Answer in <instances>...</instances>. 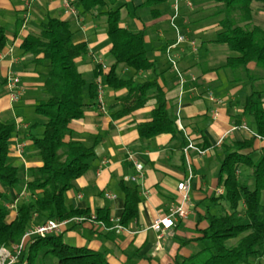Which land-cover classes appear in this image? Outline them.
I'll return each mask as SVG.
<instances>
[{"label": "crops", "instance_id": "obj_1", "mask_svg": "<svg viewBox=\"0 0 264 264\" xmlns=\"http://www.w3.org/2000/svg\"><path fill=\"white\" fill-rule=\"evenodd\" d=\"M125 2L120 8V26L144 31L147 56L155 64L158 82L166 92L167 108L175 118L174 137L170 133L139 137L137 125L152 119L154 99L126 115L114 114L127 90L109 87L104 81L114 63L105 16L101 14L109 5L83 11L78 0H0V24L6 35L0 59V118L17 125L9 142L8 157L13 164L22 166L26 181L27 168L38 166L41 161L32 145L31 136L36 135L31 132L33 127L23 121L16 106L20 102L33 106L39 100L35 94L43 88L45 72L38 71L40 65L33 62L30 54L22 52L20 44L27 35L37 34L48 18L67 21L73 42L87 44V52L76 59V64L87 83L100 80L104 111L98 107L97 98H90L85 91L84 116L69 123L66 139L94 145V155L84 174L65 192V202L73 208L87 209L90 215L63 220L60 233L68 244L104 252L109 264H176L203 247L198 238L208 226L206 215L219 214L227 206L219 199L224 193L218 179L223 150L225 145L251 136L250 119L242 116L241 124H237L235 116L251 89L263 91L264 100V79L255 80L252 88L245 71L225 66L233 52L227 45L214 42L221 17L216 14L214 0H180L176 23L195 46L185 42L174 50L185 79L179 87L165 58L166 46L175 40L169 24L172 0L161 4L156 16L149 8H133L141 0H134L133 4L117 0V4ZM251 7L253 22L264 25V8L255 1ZM43 64L46 68L47 62ZM247 69L259 72L254 63H249ZM96 70L101 71L97 78ZM115 73L120 78L138 81L153 77L151 70L134 72L122 63L116 65ZM9 76L19 79L21 92L17 101H11L6 87ZM189 142L196 149L190 147L184 152ZM16 144H22V153L14 151ZM245 152L257 162L264 155V138H256L252 148ZM135 163L141 165L139 171ZM189 169L192 177L183 203L187 216L169 231H154L150 228L153 219L168 214L182 202L177 184L189 175ZM251 172L252 168L242 166L239 178L250 183ZM121 183L136 187L139 196L138 216L126 227L118 224L124 207ZM3 191L11 196L15 192L27 195L24 187H4ZM99 208L108 211L110 227L96 220ZM15 214V208L10 209L9 217ZM43 220L44 217L34 215L29 227ZM251 264H264V253L251 260Z\"/></svg>", "mask_w": 264, "mask_h": 264}, {"label": "trees", "instance_id": "obj_2", "mask_svg": "<svg viewBox=\"0 0 264 264\" xmlns=\"http://www.w3.org/2000/svg\"><path fill=\"white\" fill-rule=\"evenodd\" d=\"M128 1L133 4L134 0ZM167 1L141 0L133 8H149L156 16L158 7ZM254 1L264 8V0H214L217 3L216 14L222 16L214 42L227 45L233 52L227 57L225 66L234 71H245L251 87L255 80L264 79V25L253 22L251 3ZM78 3L83 11L109 5L101 14L105 16L111 44L109 52L114 57V63L104 81L109 87L127 90L126 95L119 99L120 108L114 114L117 117L126 115L154 99L152 119L137 125L139 137L151 138L165 133L174 137L175 118L167 108L166 92L158 82L155 64L147 56L144 31L120 26V8L126 2L78 0ZM5 44V29L0 24V50ZM20 48L23 53L30 54L37 65L47 62L43 81L47 97L33 105L34 112L42 118L40 124L43 130L31 136L41 164L29 166L28 179L23 180L19 167L8 157L9 142L16 131V124L0 118V245L19 241L34 215L44 217V220L53 218L58 221L90 215L87 209L73 208L65 202V192L73 186L76 178L84 174L88 160L94 155V145L66 139L70 132L69 123L84 116L85 91H88L90 98H96L97 84L95 81L87 83L76 64V59L87 52V44L73 42L67 21L48 18L37 34H29L23 39ZM119 63L134 72L151 70L153 77L144 81L132 77L120 78L115 73ZM249 63H254L259 72L249 71ZM100 74L101 71L96 70L95 77ZM263 103L261 90L253 88L245 96L241 111L235 116V123L241 124V117H248L251 136L225 145L218 172L219 183L224 187L219 199L227 206L219 214L206 215L208 226L198 238L203 247L176 264H251V260L263 255L264 155L254 162L250 153L245 152L252 148L256 138H264ZM205 146L203 144L201 147ZM242 166L252 168L250 183L239 178L238 170ZM4 187H24L27 192L26 199L16 201L13 218L9 217L10 209L6 206L11 203L8 202L11 195L3 191ZM121 189L124 207L118 223L126 227L130 220L138 216L139 196L136 187L121 183ZM16 194L12 197H17ZM96 220L107 227L111 226L108 211L104 208L96 210ZM46 255L56 260L53 264H109L104 252L68 244L61 233L34 237L26 244L20 261L35 264L37 259L41 260ZM41 264L46 263L41 261Z\"/></svg>", "mask_w": 264, "mask_h": 264}, {"label": "built area", "instance_id": "obj_3", "mask_svg": "<svg viewBox=\"0 0 264 264\" xmlns=\"http://www.w3.org/2000/svg\"><path fill=\"white\" fill-rule=\"evenodd\" d=\"M179 3L180 0H172L173 14L169 17V24L173 29V31L175 32V40L173 43L166 46L165 58L177 77V83L179 87H181L185 79L183 77V73L181 69L178 66V58H179L178 54L174 50L177 47H179V45L182 43L187 42L193 47L195 46V43L193 40L188 39L186 33L182 31V29L176 23V17L179 14L178 12ZM187 5L190 6V3L187 2ZM2 57L3 55L0 50V59ZM96 84H97V91H96L97 104L100 110L104 111V104L102 101V87L99 79L96 81ZM6 87L9 90L11 101H17L19 99L21 92V86L19 85L18 77L17 76L7 77ZM245 129H247V127H245ZM190 147L196 149V147L191 142H189L185 147L184 152ZM22 150H23L22 144L15 145L14 147L15 152L22 153ZM135 166L138 171L141 169L140 164L135 163ZM190 170L191 169H189V175L177 184V189L181 192L180 196L182 202L179 205L172 208L168 214L159 215L153 219L150 228L153 229L154 231H157L159 233L169 231L176 225L177 221H180L187 216L188 210L183 206V203L187 200L189 181L192 177ZM132 179H134V177H132ZM106 196L111 197L113 195L106 193ZM6 206L9 209L15 208L14 203H8ZM110 221L112 220L110 219ZM63 223L64 221H58L53 218L46 219L42 223L27 228L19 241L15 243H10L9 245H0V264H27L26 260L20 261V256L24 252L26 244L28 242H31L34 239V237L37 236L43 237L46 235L59 234L61 232V226L63 225Z\"/></svg>", "mask_w": 264, "mask_h": 264}, {"label": "rangeland", "instance_id": "obj_4", "mask_svg": "<svg viewBox=\"0 0 264 264\" xmlns=\"http://www.w3.org/2000/svg\"><path fill=\"white\" fill-rule=\"evenodd\" d=\"M37 69H38V71L46 72V68H45L44 64L38 66ZM248 85H250V84H248ZM248 88H249V86H248ZM46 97H47V94L45 93L43 88H38L36 90V94H35L36 99H45ZM16 109L18 111V114L22 117L23 121L29 123V125H31V127H33V129L31 130L32 134H39L42 132L43 127L40 124V121L42 118L34 112V107L32 105H24L20 102L18 104V106H16ZM22 170H23L22 166L20 165L18 171H19V174H21V175H22ZM263 194H264V192H263ZM11 197L12 196H10V198H9L10 200L8 202L14 203L16 205L17 200H18V202L22 201L23 199L27 198V195L17 194V197L16 196L12 197V198ZM262 200L264 201L263 196H262ZM2 202H4V199L2 200ZM63 240H65V239H63ZM41 261L45 262L46 264H53L56 262V260L53 257L46 255L41 260L37 259L35 261V264H41Z\"/></svg>", "mask_w": 264, "mask_h": 264}]
</instances>
